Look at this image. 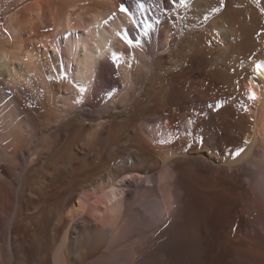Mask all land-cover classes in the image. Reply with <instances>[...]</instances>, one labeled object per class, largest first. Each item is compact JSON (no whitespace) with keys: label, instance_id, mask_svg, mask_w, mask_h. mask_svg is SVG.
<instances>
[{"label":"bare ground","instance_id":"bare-ground-1","mask_svg":"<svg viewBox=\"0 0 264 264\" xmlns=\"http://www.w3.org/2000/svg\"><path fill=\"white\" fill-rule=\"evenodd\" d=\"M216 1L0 0V264H264V0Z\"/></svg>","mask_w":264,"mask_h":264},{"label":"rangeland","instance_id":"rangeland-1","mask_svg":"<svg viewBox=\"0 0 264 264\" xmlns=\"http://www.w3.org/2000/svg\"><path fill=\"white\" fill-rule=\"evenodd\" d=\"M221 0H219V1H216V2H214V4H213V9L214 8H219L220 10L217 12V11H215V12H213V14H214V16H213V14H212V12L211 11H206V13L204 12L200 17H203V19L204 20H200V21H198V25L201 27V28H207L208 26V24H210V22H213L214 21V18L216 19V16H215V14L216 15H220L219 13L221 12V9L223 8L224 9V7H223V5H222V3L220 2ZM122 2H124V4H126L128 7H129V0H122ZM139 2V1H138ZM220 2V3H219ZM155 4H153V6L154 7H152L151 9L153 10L152 11V15H154V17H152V19H153V21L154 22H156V20L154 19V18H156V19H158V18H160V15L161 14H163V12H162V7H161V0H155V2H154ZM223 4H225V3H223ZM220 6H222V7H220ZM222 9V10H223ZM161 10V11H160ZM217 12V13H216ZM210 14H212V16L210 15ZM209 15V16H208ZM162 16V15H161ZM208 16V17H207ZM206 17V18H205ZM211 17H214L212 20H210L211 19ZM208 20V21H207ZM202 21V22H201ZM207 21V22H206ZM139 23L142 25V21H139ZM206 23V24H205ZM133 29H134V27H133ZM135 30V29H134ZM137 30V29H136ZM138 31V30H137ZM260 35V34H259ZM231 41V40H230ZM232 42V41H231ZM220 46V45H219ZM218 46V47H219ZM218 47H216L215 49L213 48V49H211V51H207L208 52V54H207V52H204V54H203V58L205 59V60H207V61H212L213 59H214V56H215V54L214 53H216L217 54V51H218ZM221 47V46H220ZM211 52V53H210ZM212 54V55H211ZM208 57V58H207ZM213 58V59H212ZM216 65V64H215ZM33 97L35 98V99H33ZM31 100H34V101H30V103L27 105L28 107H29V109L31 110V111H33V112H31V113H33L34 115H36L37 113H38V115H37V117H38V120L39 121H41V122H43V123H41V125L42 126H44V125H47V123H49V122H47L45 119H48L49 117H51V109L49 110V109H47V110H44L45 109V107L43 108V106L38 102V99H36V97L34 96V95H32V98H31ZM37 101V102H36ZM33 102V103H32ZM38 104V105H37ZM32 105V106H31ZM38 106V107H37ZM33 107V108H32ZM35 107V108H34ZM41 108V109H40ZM36 109V110H35ZM84 110H86V111H91V108L90 107H88L87 108V106H85L84 108H83ZM43 111V112H42ZM46 111V112H45ZM43 115V116H40V115ZM48 116L47 118L45 117V116ZM41 119H40V118ZM44 118V119H43ZM50 119V118H49ZM45 122H47V123H45ZM91 135V132L88 130L87 132H86V137H89ZM238 135V134H237ZM239 137V136H238ZM239 139L240 140H238V144L240 145V144H242L243 142L245 143V141L244 140H242V138L241 137H239ZM242 142V143H241ZM226 146V145H225ZM41 171H43V169H41ZM18 171H13V172H11V173H9L8 174V179L9 180H11V181H13L14 182V188H15V190H16V192H18L19 191V189H20V186H21V173L20 172H18ZM16 173V174H15ZM43 172H41V173H39L38 175L37 174H32V176L35 178V185L33 186L34 188L32 189L33 190V192H36V193H39L40 191H41V188L43 187V185H44V183L46 182L43 178L45 177L43 174H42ZM45 173V172H44ZM36 175V176H35ZM11 176V177H10ZM40 177V178H39ZM42 178V179H41ZM41 180V181H40ZM39 182V183H38ZM42 187H41V186ZM36 189V190H35ZM38 189V190H37ZM260 196V195H259ZM261 198H263V197H261ZM264 198L262 199V201H261V207H262V210L264 211ZM262 211V212H263ZM35 211H33V210H31V213H34ZM264 215V214H263ZM190 221V220H189ZM57 222V216H56V218L54 219V222H53V224L54 223H56ZM186 225H187V223H186ZM188 225H190V223L188 224ZM260 225H258V228H259V230H260V232H263L262 233V236H263V234H264V229H263V227L262 226H260ZM141 227H143V225L141 226ZM262 227V228H261ZM188 228V227H187ZM263 229V231L261 230V229ZM264 237V236H263ZM264 239V238H263ZM52 246V247H51ZM106 246V247H105ZM53 243H50V246H49V250L50 251H52L53 250ZM109 247V245L107 246V243H101V245H99V246H97V247H94V248H81V251L79 252V255L81 256H79L78 255V258H75V260H74V262H73V264H90L91 262H92V260H95V259H98L100 256H101V254H102V252H104V250H106L107 248ZM86 250H87V253H86ZM150 254V251H148L147 252V254L146 253H144V255L143 256H148ZM80 259V260H79Z\"/></svg>","mask_w":264,"mask_h":264},{"label":"snow or ice","instance_id":"snow-or-ice-1","mask_svg":"<svg viewBox=\"0 0 264 264\" xmlns=\"http://www.w3.org/2000/svg\"><path fill=\"white\" fill-rule=\"evenodd\" d=\"M185 2V0H179V3L183 4ZM224 0H221V3L223 4ZM218 8H214L213 11H218ZM120 13L123 14H127L129 9L127 7H125L123 4H121L120 9H119ZM105 23L107 24L108 22L105 21ZM151 28V25H148L142 33V36L144 38H148L150 33H149V29ZM118 36L120 38V40L127 46V48L129 50H133L131 52V54L134 56V50L135 49H139L142 47L143 45V41L141 39L140 36H133L131 34V30H125L122 33H118ZM120 55H122V53H117V52H113L112 57H111V61L113 63V65L116 67L117 71L120 68ZM129 67H131V65H129ZM264 73V63H257L255 64V75L253 77H251L250 82L255 81L258 84V80L256 78L260 77L261 74ZM111 90H109L110 92ZM109 93H106V95ZM248 99L255 101L257 99V95L255 93V91H252L251 89L248 90ZM212 107V106H210ZM216 107H222V105H217ZM245 151L244 148H239L235 151V153H233V157H239L243 152Z\"/></svg>","mask_w":264,"mask_h":264}]
</instances>
